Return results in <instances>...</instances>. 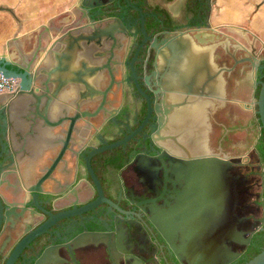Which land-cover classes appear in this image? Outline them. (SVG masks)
Here are the masks:
<instances>
[{"label": "flooded vegetation", "instance_id": "obj_1", "mask_svg": "<svg viewBox=\"0 0 264 264\" xmlns=\"http://www.w3.org/2000/svg\"><path fill=\"white\" fill-rule=\"evenodd\" d=\"M48 1L42 0L44 10L38 9L30 19L16 15L27 28L21 39L27 61L34 49H50L77 25H100L119 18L127 35L113 56L108 52L101 61L102 94L82 100L78 108L72 105L75 91L68 90L65 102L71 106L70 116L80 114L72 139L67 137V121L53 130L61 138L21 165L20 177L18 172L5 170L15 166L10 155L2 164L0 175L7 188L2 193L13 205L7 209L9 222L0 236L5 257L0 264L6 263L14 239L22 244L13 264H188L174 249L184 243L181 232L168 236L165 227L183 190V158L171 155L153 138L165 70L158 67L160 59L153 45L156 39H164L165 31L180 30L190 31L202 45L217 44V63L235 66L225 72L226 103L208 112V157L225 162L234 186L223 221L226 246L239 255L229 264H241L262 248L264 129L258 105L252 102L258 99L264 81V57L213 28L212 0H200L197 12L186 4L178 12L171 11L167 3L175 0H98L89 8L82 5L83 0ZM161 10L171 17L173 29H167ZM157 23L162 28L155 32ZM9 59L22 60L19 56ZM42 59L43 55L37 58ZM8 68L22 72L16 65ZM31 186L37 192H29ZM62 213L68 214L56 218ZM9 227L16 228V233Z\"/></svg>", "mask_w": 264, "mask_h": 264}, {"label": "water", "instance_id": "obj_2", "mask_svg": "<svg viewBox=\"0 0 264 264\" xmlns=\"http://www.w3.org/2000/svg\"><path fill=\"white\" fill-rule=\"evenodd\" d=\"M41 1L0 0V171L10 155L15 166L5 170L8 174L18 172L19 177L25 161L35 159L61 138L53 133L56 127L70 121L67 137L69 141L72 139L80 114L70 116L71 106L65 102L68 90L75 91L72 105L78 108L82 100L102 94L99 89L104 69L101 61L108 52L113 56V50L122 45L127 35L119 18L100 25L93 22L77 25L58 37L50 49L40 46L34 49L32 59L27 61L21 40L27 28L17 16L30 19L38 9L44 10ZM61 1L49 0L48 4ZM93 1L98 0H83L82 5L93 7ZM150 1L161 3L160 0ZM186 1L175 0L167 3V7L178 12ZM164 34V39L160 42L156 39L153 45L160 59L158 67L165 69L160 82L163 97L156 105L159 118L153 138L171 155L183 158L181 177L184 181L165 227L168 236L179 231L182 234L184 243L174 248L180 260L188 264H229L239 255L226 246L223 221L226 205L234 197V186L225 162L208 157L211 154L208 112L226 103L225 72H231L235 66H220L215 59L217 44L202 45L190 31H165ZM40 55L43 59L38 61ZM18 56L22 60L9 59ZM9 65L18 66L22 72L11 71ZM260 83L258 99L252 104L258 105L264 129V81ZM5 182L0 175V236L9 222L7 209L13 205L2 193L7 189ZM7 184L11 187L9 180ZM28 191L37 192L35 186ZM180 212L181 219L178 218ZM8 229L12 233L17 231L13 227ZM14 240L5 264H13L21 248L22 243ZM0 258L5 259L1 249ZM245 264H264V249Z\"/></svg>", "mask_w": 264, "mask_h": 264}, {"label": "rangeland", "instance_id": "obj_3", "mask_svg": "<svg viewBox=\"0 0 264 264\" xmlns=\"http://www.w3.org/2000/svg\"><path fill=\"white\" fill-rule=\"evenodd\" d=\"M212 11L217 21V28L236 40L243 42L250 50L264 57V0H212ZM214 5V6H213ZM229 13L226 16L225 14ZM238 16L241 17L239 20ZM214 25V22H211ZM233 27L244 29L248 34L241 35ZM257 27H260L259 30ZM227 31V32H226ZM198 36V35H197ZM251 92V91H250Z\"/></svg>", "mask_w": 264, "mask_h": 264}, {"label": "trees", "instance_id": "obj_4", "mask_svg": "<svg viewBox=\"0 0 264 264\" xmlns=\"http://www.w3.org/2000/svg\"><path fill=\"white\" fill-rule=\"evenodd\" d=\"M137 1L145 2V0H137ZM169 1H172V0H169ZM186 5H187V8H188L189 10H192V11L197 12L198 9H199V7H200V0H187ZM161 11H162L163 13H165V14H164L165 16H160V17H161V18L164 20V22L166 23V25H167V29H169V30L173 29V28H174V25L172 24V19H171V17H170L169 14L167 13V11H165V10H161ZM158 26H159V27H158ZM161 28H162V27H160V24L157 23V28L155 29V32H156V31H159ZM258 91H259V89H258ZM262 245H263L262 248H259V249H257L255 252L250 253V255L247 256V257L245 258V260H243V261L241 262V264H245L247 261H249L250 259H252V258H253L254 256H256L257 254H259V253L264 249V242H262Z\"/></svg>", "mask_w": 264, "mask_h": 264}, {"label": "crops", "instance_id": "obj_5", "mask_svg": "<svg viewBox=\"0 0 264 264\" xmlns=\"http://www.w3.org/2000/svg\"><path fill=\"white\" fill-rule=\"evenodd\" d=\"M233 0H230V2H232ZM214 6V5H213ZM227 15H229V13H226L225 14V18H226V16ZM238 18H239V20H241V17L240 16H238ZM215 15H214V12L212 11L211 12V22H214V25H212L213 26V28L217 31V32H224V31H220L218 28H217V21H215ZM259 28L260 27H257V29L259 30ZM263 28V27H262ZM262 28H260V30H262L261 32H260V35L263 37V35H264V30L262 29ZM259 30V31H260ZM225 33V32H224Z\"/></svg>", "mask_w": 264, "mask_h": 264}, {"label": "bare ground", "instance_id": "obj_6", "mask_svg": "<svg viewBox=\"0 0 264 264\" xmlns=\"http://www.w3.org/2000/svg\"><path fill=\"white\" fill-rule=\"evenodd\" d=\"M233 31L234 32H236V33H239V34H241V35H247L248 33L244 30V29H242V28H238V27H233ZM227 32V31H226ZM224 225H225V223H224ZM230 226H231V224H230ZM229 227V226H228ZM227 227V228H228ZM232 227V226H231ZM226 229V228H225ZM229 229V228H228Z\"/></svg>", "mask_w": 264, "mask_h": 264}]
</instances>
